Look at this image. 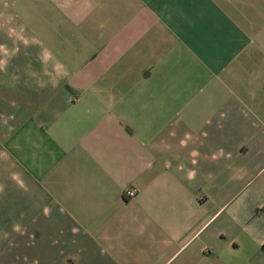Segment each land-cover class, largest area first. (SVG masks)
<instances>
[{
  "label": "crops",
  "instance_id": "crops-1",
  "mask_svg": "<svg viewBox=\"0 0 264 264\" xmlns=\"http://www.w3.org/2000/svg\"><path fill=\"white\" fill-rule=\"evenodd\" d=\"M1 1L56 41L20 119L49 259L264 264V0Z\"/></svg>",
  "mask_w": 264,
  "mask_h": 264
},
{
  "label": "rangeland",
  "instance_id": "rangeland-1",
  "mask_svg": "<svg viewBox=\"0 0 264 264\" xmlns=\"http://www.w3.org/2000/svg\"><path fill=\"white\" fill-rule=\"evenodd\" d=\"M36 10L35 5L16 6L0 0V264H61L58 252L49 259L52 245H58L54 241L57 239L48 234L45 241L46 229L37 227L34 189H26L21 179L25 150L20 138L21 114L28 103L35 102L30 93L38 90L39 79L43 83L60 74L59 62L53 61L57 51L52 50L56 41L51 25L45 29L47 22L44 25L37 18ZM150 36L157 47L169 49L170 44L161 45V34L152 32ZM139 45L145 48L148 41L140 40ZM69 84L63 81L62 90L72 91L77 98ZM149 94L158 98L152 107L162 109L163 92L154 90ZM28 117L34 120L33 116ZM29 132L35 134L36 130L30 127ZM39 156L42 158L43 153Z\"/></svg>",
  "mask_w": 264,
  "mask_h": 264
},
{
  "label": "built area",
  "instance_id": "built-area-1",
  "mask_svg": "<svg viewBox=\"0 0 264 264\" xmlns=\"http://www.w3.org/2000/svg\"><path fill=\"white\" fill-rule=\"evenodd\" d=\"M124 195L127 198H132L136 195V191L134 188L129 187L125 190Z\"/></svg>",
  "mask_w": 264,
  "mask_h": 264
}]
</instances>
